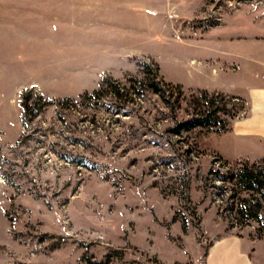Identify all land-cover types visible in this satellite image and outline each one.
<instances>
[{"label":"rangeland","instance_id":"obj_1","mask_svg":"<svg viewBox=\"0 0 264 264\" xmlns=\"http://www.w3.org/2000/svg\"><path fill=\"white\" fill-rule=\"evenodd\" d=\"M23 15L0 23V264H210L227 239L264 264V208L241 222L231 178L264 159L230 135L264 86V0H0ZM147 71L225 95L229 131L175 134L130 88Z\"/></svg>","mask_w":264,"mask_h":264},{"label":"trees","instance_id":"obj_2","mask_svg":"<svg viewBox=\"0 0 264 264\" xmlns=\"http://www.w3.org/2000/svg\"><path fill=\"white\" fill-rule=\"evenodd\" d=\"M147 74L144 77H131L132 84L130 88L139 96L149 90L160 98L164 107L174 114L172 119L174 124L170 130L175 134H181L183 131H191L199 127L226 131L228 130V121L224 117L229 114L231 118H235L239 113L233 114L227 110L226 104L222 102L225 95L218 91L201 89L193 92L190 98H187L181 84L168 83L156 73L150 75V71H147ZM109 86H111L109 87L111 90L113 89L114 95L118 97L120 95L118 81ZM109 88L107 82H105L99 89L91 94L86 93L81 98H92L93 96L103 98L105 95L107 96ZM237 98L241 100L240 97ZM28 102L29 95L25 96L24 109L28 107ZM244 108L245 105L240 110L242 111ZM178 109L182 111V118L177 116ZM231 178L251 192L249 197L240 200L242 203L239 212L240 221L245 223L244 220L249 218L252 220L258 219L259 211L264 208V167L261 168L256 163L252 166L247 165L233 174Z\"/></svg>","mask_w":264,"mask_h":264},{"label":"crops","instance_id":"obj_3","mask_svg":"<svg viewBox=\"0 0 264 264\" xmlns=\"http://www.w3.org/2000/svg\"><path fill=\"white\" fill-rule=\"evenodd\" d=\"M31 17V16H30ZM27 15L15 18H0V23L15 24L17 22H32ZM33 22H35L33 20ZM257 74H255L256 77ZM231 136L239 144V150L254 160L264 159V86L253 87L251 94L250 113L232 124ZM229 131V130H228ZM231 139V138H230ZM246 144V145H245ZM231 150V148L229 149ZM238 150V149H237ZM256 246L248 240L244 243L241 240L227 239L224 242L214 245L209 253L210 264H255L250 258V253ZM259 252V249L256 250ZM259 257H262L259 255Z\"/></svg>","mask_w":264,"mask_h":264}]
</instances>
